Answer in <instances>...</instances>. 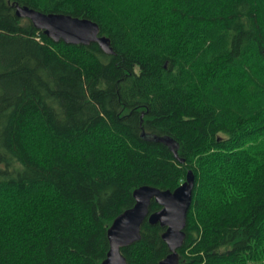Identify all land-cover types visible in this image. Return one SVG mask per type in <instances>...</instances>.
<instances>
[{
  "label": "trees",
  "instance_id": "trees-1",
  "mask_svg": "<svg viewBox=\"0 0 264 264\" xmlns=\"http://www.w3.org/2000/svg\"><path fill=\"white\" fill-rule=\"evenodd\" d=\"M14 5L95 22L113 53ZM188 171L178 264H264V0H0V264H100L134 190ZM163 232L145 221L127 264H159Z\"/></svg>",
  "mask_w": 264,
  "mask_h": 264
},
{
  "label": "water",
  "instance_id": "water-1",
  "mask_svg": "<svg viewBox=\"0 0 264 264\" xmlns=\"http://www.w3.org/2000/svg\"><path fill=\"white\" fill-rule=\"evenodd\" d=\"M14 13L16 17L30 21L35 29L42 31L54 42L62 41L67 45L96 43L105 54L113 53L109 39L100 36L99 26L88 19L64 14H46L19 5H14ZM163 142L174 148L167 139ZM194 185V175L188 171L185 181L173 191L149 186L135 189L133 207L118 215L107 231L109 251L100 264H127L120 249L140 240V228L145 221L150 225L158 224L164 228L161 238L167 245L169 254L159 264H178L177 250L185 238L184 229L192 203ZM152 200L160 206V210L150 213Z\"/></svg>",
  "mask_w": 264,
  "mask_h": 264
}]
</instances>
